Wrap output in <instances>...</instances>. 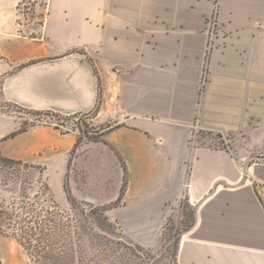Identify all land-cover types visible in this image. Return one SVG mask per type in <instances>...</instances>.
Instances as JSON below:
<instances>
[{
    "label": "crops",
    "instance_id": "0c3cea01",
    "mask_svg": "<svg viewBox=\"0 0 264 264\" xmlns=\"http://www.w3.org/2000/svg\"><path fill=\"white\" fill-rule=\"evenodd\" d=\"M23 2L0 0V102L110 128L80 156L102 195L79 196L120 199L150 240L185 201L179 264H264V0H46L35 34ZM24 122L0 107V155L42 166L63 196L78 132ZM198 129L233 144L197 145Z\"/></svg>",
    "mask_w": 264,
    "mask_h": 264
},
{
    "label": "rangeland",
    "instance_id": "374dc122",
    "mask_svg": "<svg viewBox=\"0 0 264 264\" xmlns=\"http://www.w3.org/2000/svg\"><path fill=\"white\" fill-rule=\"evenodd\" d=\"M45 3L46 0H24L22 5L19 6L27 32L35 34L39 30ZM217 27L218 25H216ZM213 32H215V29ZM0 107L5 109V111L16 112L21 117H25L24 123L27 126L36 123L59 125L62 131L66 129L73 131L72 129H74L78 132L79 136L78 126L84 123V121L93 123L92 115L86 113L71 115L55 111H38L22 108V106L17 104L8 105L5 102H0ZM228 139L229 137L223 139L218 132L198 129L196 131L195 144L203 147L224 149L228 147V144H233L231 141L227 142ZM85 140V138L82 139L78 148L72 152V156L70 157L64 195H54L62 207L70 206L68 195L85 202L90 201L85 200L79 194L90 193L96 197L102 195V192L99 191L100 186L96 183L98 182L99 174L102 173V169L100 171V167H97L94 162L90 164L91 183L89 185L90 190L89 192L87 191L85 159L80 157ZM260 154H264V151L261 149L253 152L254 157ZM110 168L107 166V169H103V177H106L104 174L113 176L114 170L113 168L110 170ZM108 173L110 174L108 175ZM41 180L49 184L43 172L40 173L37 167L31 166L30 163L29 165L20 163L11 164L0 160V223L3 226L9 221L7 220L8 216L20 221L19 217H15V215L21 212L18 207L20 203L22 204L23 199L28 204L34 202V200L45 203L44 206L48 208L50 203H46L44 200L48 199L49 196L45 193L44 186L40 183ZM24 197L27 198L25 199ZM120 203V199L103 204L102 202L94 203L110 207L106 214L114 221V224L111 234L108 236L110 240L107 241H102L101 239L105 237V233L94 232V237L92 235L93 242H86L87 236L82 234V239H84L82 240L81 249L82 251L84 250V256L79 257L80 264L81 261L83 264H179L177 260L179 243L182 240V233L187 231L192 225L194 206L184 201L180 205L173 207L169 211V216L165 220L164 225H162L158 235L150 240L147 234H134V232L127 229L124 225L126 224L125 216L121 211L117 210ZM43 213L47 215L46 210ZM25 218L30 217L25 216ZM2 228L5 229V226ZM11 233L10 230L5 231V233L0 230V264H22V254L24 252L18 246L19 243H16L17 239ZM31 261V264H35L32 259Z\"/></svg>",
    "mask_w": 264,
    "mask_h": 264
},
{
    "label": "trees",
    "instance_id": "16d2710c",
    "mask_svg": "<svg viewBox=\"0 0 264 264\" xmlns=\"http://www.w3.org/2000/svg\"><path fill=\"white\" fill-rule=\"evenodd\" d=\"M55 127L60 128L59 125H55ZM25 129L22 127L20 130L24 131ZM77 129L80 136L73 152L76 151L83 138L86 139L85 142L101 140L103 132L110 128L104 125L94 126V123L84 121ZM65 131H70V129ZM0 160L11 164L29 165V163L4 158L1 155ZM30 165L37 167L40 173L44 172L42 166ZM124 179L123 191L126 185V176ZM40 183L49 196L48 199L44 200V202L50 203L48 208L44 206L45 203L34 200L28 204L23 199L22 204L20 203L18 207L21 212L15 215V217H19L20 221L8 216L7 220L9 221L5 223V229L0 223V230L4 233L10 230L18 243L29 253L28 255L35 264H80L79 257L84 256V250L81 249L84 239H82V234L87 236L86 242H93L92 235L94 237V232L105 233V237L101 238L102 241L110 240L108 236H110L114 224V221L106 214L110 207L84 200L79 201L69 195L70 206L62 207L55 199L50 185L42 180ZM44 210H46L47 215H44ZM25 216L30 218H25ZM81 264H83L82 261Z\"/></svg>",
    "mask_w": 264,
    "mask_h": 264
},
{
    "label": "built area",
    "instance_id": "2783aa9c",
    "mask_svg": "<svg viewBox=\"0 0 264 264\" xmlns=\"http://www.w3.org/2000/svg\"><path fill=\"white\" fill-rule=\"evenodd\" d=\"M216 22H217L216 17H213V24L215 25V27L217 25Z\"/></svg>",
    "mask_w": 264,
    "mask_h": 264
}]
</instances>
